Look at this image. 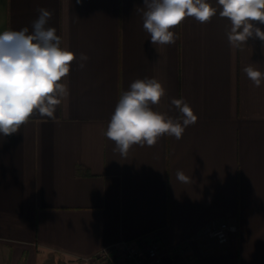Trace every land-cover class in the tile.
I'll use <instances>...</instances> for the list:
<instances>
[{
	"label": "crops",
	"instance_id": "obj_1",
	"mask_svg": "<svg viewBox=\"0 0 264 264\" xmlns=\"http://www.w3.org/2000/svg\"><path fill=\"white\" fill-rule=\"evenodd\" d=\"M207 2L218 9L209 22L187 17L161 46L143 29V0H0V33H31L45 8L76 55L54 118L0 134V264H92L125 240L157 241L167 263L183 247L198 264H263L264 81L255 87L243 69L264 72V41L231 47V22ZM153 77L166 89L153 110L177 118L171 100L183 99L197 121L180 140L122 156L104 132L120 95ZM212 221L238 230L219 245L202 233Z\"/></svg>",
	"mask_w": 264,
	"mask_h": 264
},
{
	"label": "clouds",
	"instance_id": "obj_2",
	"mask_svg": "<svg viewBox=\"0 0 264 264\" xmlns=\"http://www.w3.org/2000/svg\"><path fill=\"white\" fill-rule=\"evenodd\" d=\"M217 3L219 16L231 22L227 33L231 47L241 48L253 35L264 41V30L254 24H264V0H217ZM217 10L207 0H143L139 9L151 43L161 46L176 42L172 29L185 18L194 17L203 24ZM37 12L31 33L27 27L0 33V134L4 136L16 133L33 115L54 118L56 107L70 94L68 84L63 81L76 55L61 47V37L54 27H46L52 13L45 8ZM79 60L83 69L89 57L81 53ZM243 71L255 87L261 86L264 72L255 64L247 65ZM165 95L162 82L154 77L136 79L120 95L104 132L115 142L114 152L127 156L133 145L153 146L164 135L180 140L185 129L196 123L197 116L183 99L171 100L180 114L177 118L154 111L152 106L159 104ZM176 176L182 182L188 180L183 171L178 170Z\"/></svg>",
	"mask_w": 264,
	"mask_h": 264
},
{
	"label": "built area",
	"instance_id": "obj_3",
	"mask_svg": "<svg viewBox=\"0 0 264 264\" xmlns=\"http://www.w3.org/2000/svg\"><path fill=\"white\" fill-rule=\"evenodd\" d=\"M237 226L228 222L212 221L202 229V233L219 245H225L231 234L236 233ZM185 249L178 248L176 259L167 263L163 259L160 245L152 240L148 244L137 241H122L115 246L101 249L94 257L95 264H198L184 255Z\"/></svg>",
	"mask_w": 264,
	"mask_h": 264
},
{
	"label": "rangeland",
	"instance_id": "obj_4",
	"mask_svg": "<svg viewBox=\"0 0 264 264\" xmlns=\"http://www.w3.org/2000/svg\"><path fill=\"white\" fill-rule=\"evenodd\" d=\"M92 264H95V262H93Z\"/></svg>",
	"mask_w": 264,
	"mask_h": 264
},
{
	"label": "trees",
	"instance_id": "obj_5",
	"mask_svg": "<svg viewBox=\"0 0 264 264\" xmlns=\"http://www.w3.org/2000/svg\"><path fill=\"white\" fill-rule=\"evenodd\" d=\"M263 264H264V262H263Z\"/></svg>",
	"mask_w": 264,
	"mask_h": 264
}]
</instances>
